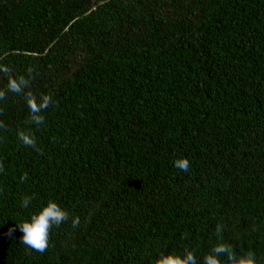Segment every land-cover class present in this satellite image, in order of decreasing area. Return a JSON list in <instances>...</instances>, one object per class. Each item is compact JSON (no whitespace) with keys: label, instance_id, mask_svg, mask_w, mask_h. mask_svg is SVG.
<instances>
[{"label":"trees","instance_id":"1","mask_svg":"<svg viewBox=\"0 0 264 264\" xmlns=\"http://www.w3.org/2000/svg\"><path fill=\"white\" fill-rule=\"evenodd\" d=\"M189 255L264 264V0H0V264Z\"/></svg>","mask_w":264,"mask_h":264},{"label":"clouds","instance_id":"2","mask_svg":"<svg viewBox=\"0 0 264 264\" xmlns=\"http://www.w3.org/2000/svg\"><path fill=\"white\" fill-rule=\"evenodd\" d=\"M185 170L187 165H184ZM31 203L30 198H25L23 206L28 207ZM67 219V214L55 202H49L36 214L32 215L19 224H15L9 229L8 235L11 236L17 229L22 233V241L25 245L43 252L48 246L49 230L52 226L60 225ZM168 264H182L179 260H169ZM183 264H194L191 255ZM208 264H216L215 259H209Z\"/></svg>","mask_w":264,"mask_h":264}]
</instances>
